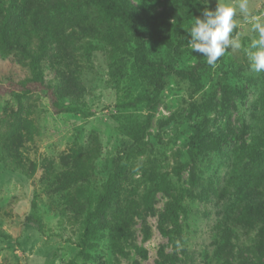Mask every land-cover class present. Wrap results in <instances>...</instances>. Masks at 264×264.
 <instances>
[{
    "label": "rangeland",
    "instance_id": "obj_1",
    "mask_svg": "<svg viewBox=\"0 0 264 264\" xmlns=\"http://www.w3.org/2000/svg\"><path fill=\"white\" fill-rule=\"evenodd\" d=\"M175 1L134 0L149 10H162ZM43 2L25 0V6L42 8ZM176 2L178 18L159 20L157 28L178 42L182 33L188 34L194 19L183 13L182 4ZM20 3L24 4L19 0ZM207 6L214 10L217 0H207ZM249 9L264 19V0H249ZM3 16L0 0V23ZM236 19L242 47L226 52L214 68L200 69L199 91L189 80L176 74L166 78V88L144 141L143 153L137 155L129 171L128 186H132L129 192L140 194L144 175L151 170L168 172L176 186L189 190L182 202L181 233L176 248L159 230L160 214L168 202L165 195L159 194L156 212L147 217L149 238H145L142 221L137 219L133 237L115 245L112 216L101 223L85 254L77 258L78 263L156 264L158 250L164 248L167 255L176 256L177 264H223L217 259V250L223 230L228 227L232 229L231 242L236 247V259L231 264H248L250 249L264 243L258 228L241 220L238 213L243 201L238 197L237 185L246 175L244 169L260 170L264 175V72L252 71L247 56L257 33L242 14L237 13ZM144 31L152 58L166 59L177 70H188L204 62L203 55L192 52L188 43L181 48L185 54L177 57L157 35L150 34L146 28ZM84 41H92L95 46L77 51L84 90L72 99L79 112L54 116L39 94L0 95V137L18 148L27 168L34 171L33 174L30 170L17 171L0 156V264H65L73 259L79 250L77 244L85 216L113 171L114 162L123 156L129 144L122 125L145 120L143 106L125 110L118 104L151 87L130 67L128 76L116 82L111 76L107 45L95 38ZM18 54L17 50L0 45V83L8 78L19 81L32 77L28 63ZM47 78L53 81L55 76ZM194 105L202 113H193ZM204 121L215 135L227 137V145L220 150L210 148L191 154L189 142L194 126ZM95 137L100 153L90 181L63 191L57 190L56 185L50 186L48 180H54L62 169V157L72 148L86 149ZM184 164L187 168L178 179L174 169ZM131 197L136 198L134 194ZM28 217H40L42 229L28 223ZM135 247L145 249L147 258L139 256ZM119 248L124 252L118 253L115 249Z\"/></svg>",
    "mask_w": 264,
    "mask_h": 264
},
{
    "label": "trees",
    "instance_id": "obj_2",
    "mask_svg": "<svg viewBox=\"0 0 264 264\" xmlns=\"http://www.w3.org/2000/svg\"><path fill=\"white\" fill-rule=\"evenodd\" d=\"M176 1L182 4L181 11L190 18L201 17L204 8L201 0ZM176 1L162 10H149L136 4L134 0H45L42 8L25 6V0H21L24 4H19V0H1L4 16L0 23V45L9 50H17L19 57L28 63L32 77L19 81L6 79L0 83V95L25 97L39 94L46 100L54 116L79 112L76 101L72 99L79 97L84 90L79 77L81 65L77 51L79 48L95 46L92 41H84L85 38L99 39L107 45L111 76L116 82L119 83L128 76L130 67L139 79L151 87V90L118 104L120 109L125 110L143 106L146 117L142 123L129 122L122 125V132L129 138V144L123 150V156L114 162L113 171L101 186L93 206L85 216L84 230L77 244L78 253L65 264H80L77 258L85 254L101 223L112 216L115 245L126 243L133 237L137 219L142 221L145 238H149L147 217L156 212L159 194L168 198L164 211L160 214L159 230L174 248L177 246V238L181 233L182 202L184 196L190 193L189 190L176 186L168 172L155 170L144 175L140 194L134 190L129 192L132 186H128L131 164L137 155L143 153L144 141L166 88V78L176 74L189 80L195 90L199 91L202 87L200 69L213 68L207 64L204 56V62L188 70H177L172 62L151 57L144 28L150 34L157 35L177 57L185 54L181 48L188 43L187 33H182L177 42L170 39L167 33L163 34L160 30L158 32L157 28L159 20L178 18ZM221 61L222 57L217 64ZM48 75L55 76L53 81L48 80ZM192 112L202 113L201 108L196 105ZM206 124L207 121H204L194 126L189 142L191 154L210 148L220 150L227 145V137L215 135ZM99 153L97 137L93 138L92 144L86 149L72 148L62 157V169L54 176V180H48L49 185H56L57 190L63 191L74 184L90 181ZM0 156L10 161L17 171L26 173L30 170L33 174L34 171L28 169L26 162L21 159L18 148L1 137ZM186 168L187 165L184 164L174 169L178 179ZM244 171L246 175L238 185L235 183L238 197L243 201L238 213L241 220L258 228L259 236L264 238V175H261L260 170L249 172L245 168ZM48 175H51L50 172ZM132 194L136 196L135 199L131 197ZM27 222L36 224L39 229L43 227L40 217H28ZM232 238V229L225 228L217 250V259L223 264H231L236 259V247L231 242ZM119 249L115 250L118 253L124 252ZM135 251L142 258L148 256L147 251L141 247H135ZM158 255L156 264L178 263L176 256L167 255L164 248L158 250ZM248 262L264 264V243L250 249Z\"/></svg>",
    "mask_w": 264,
    "mask_h": 264
},
{
    "label": "clouds",
    "instance_id": "obj_3",
    "mask_svg": "<svg viewBox=\"0 0 264 264\" xmlns=\"http://www.w3.org/2000/svg\"><path fill=\"white\" fill-rule=\"evenodd\" d=\"M201 3L205 4L202 15L194 19L187 31L192 52L202 54L207 58V64L214 68L226 52L240 49V35L236 32V17L240 13L257 33V38L247 49L250 68L256 73L264 72V19L251 13L249 0H217L214 10L207 6V0H201Z\"/></svg>",
    "mask_w": 264,
    "mask_h": 264
}]
</instances>
